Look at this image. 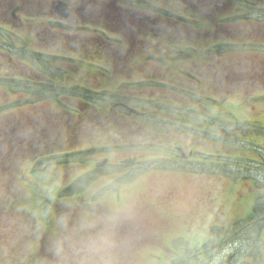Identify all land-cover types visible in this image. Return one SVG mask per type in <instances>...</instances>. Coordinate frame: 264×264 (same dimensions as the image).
Wrapping results in <instances>:
<instances>
[{"label":"rangeland","instance_id":"obj_1","mask_svg":"<svg viewBox=\"0 0 264 264\" xmlns=\"http://www.w3.org/2000/svg\"><path fill=\"white\" fill-rule=\"evenodd\" d=\"M152 2L151 35L106 30L99 57L82 47L98 39L81 26L66 37L0 19V35L43 54L41 68L59 56L76 66L41 69L53 73V91H35L39 75L0 39V264H264V234L225 228L264 204V0ZM125 21L129 32L135 19ZM192 49L199 54L185 58ZM121 87L145 116L114 107ZM73 89L99 95L106 118ZM76 112L95 113L71 128ZM59 222L69 227L63 238ZM59 246L67 254L54 256Z\"/></svg>","mask_w":264,"mask_h":264},{"label":"flooded vegetation","instance_id":"obj_2","mask_svg":"<svg viewBox=\"0 0 264 264\" xmlns=\"http://www.w3.org/2000/svg\"><path fill=\"white\" fill-rule=\"evenodd\" d=\"M153 0H0V19L23 23L34 21L38 31L58 32L66 37L84 32L74 27L81 26L86 36H97L96 44L84 43L85 50L93 49L94 55H101L104 47V32L107 30L122 37L132 35H151V6ZM169 1V0H168ZM133 28L124 29L131 21ZM57 28H51L52 25ZM130 24V23H129ZM107 26V28H105ZM66 30V31H65ZM78 31V32H77ZM41 34L37 33L38 38ZM87 42V41H86ZM102 43V44H101ZM122 43V41H120ZM94 46V47H93ZM83 47V48H84ZM92 51V50H91ZM51 66L54 62L48 61ZM54 65V64H53ZM92 66V65H90ZM231 135V134H230ZM264 166V157H261ZM263 205V206H262ZM261 210H264L262 204ZM259 206V207H261ZM244 222V221H241ZM261 226L264 229V217L246 223L243 228ZM232 226V224H231ZM249 255V254H247ZM253 257V254H250ZM259 259V258H258Z\"/></svg>","mask_w":264,"mask_h":264},{"label":"trees","instance_id":"obj_3","mask_svg":"<svg viewBox=\"0 0 264 264\" xmlns=\"http://www.w3.org/2000/svg\"><path fill=\"white\" fill-rule=\"evenodd\" d=\"M253 0H230V2L231 3H233V4H235L236 6H241L242 8H244V7H246L245 5L248 3V2H252ZM213 23H215V24H218V22L216 23V19H213V20H211ZM1 37L3 38V39H5V40H9L12 36L10 35V34H5V35H1ZM179 49L177 48V51H178ZM9 51H11V50H9ZM13 52V51H12ZM17 53V54H16ZM15 54H16V62H18V63H20L25 57H23L22 58V53L21 52H16ZM182 53V52H181ZM184 53V56H185V58H194V56H195V54H199V51H197L196 49H192V50H189V51H187L186 50V52H183ZM178 54H180V52H178ZM33 56L35 57V58H39V61H40V56L39 55H35V54H33ZM192 58V59H193ZM37 60V59H36ZM160 63H162L163 65H168L167 64V62L165 61V59L164 60H160L159 61ZM10 70V69H9ZM16 78V77H15ZM16 81H18V79L16 80ZM59 88H56L55 89V92L57 93V92H59V90H58ZM125 90V92H126V90H127V88L126 87H121L120 89L119 88H117L116 89V93L118 94L117 96H118V99L119 100H121V101H125V102H130L131 101V98H129V97H127L126 95H124L122 92ZM69 94L71 95V94H73V95H75L76 97H79L78 99L79 100H82V101H84V102H87L88 103V109L92 106V105H96V103H98V100H99V98H98V96L99 95H95L94 93H91V92H88V91H84V90H72L71 92H69ZM69 94H67V95H69ZM64 96H66V95H64ZM89 102H91V103H94V104H91V103H89ZM9 105H7L6 107H8ZM19 106H21V104L19 105ZM19 106H16V107H19ZM3 108V107H2ZM5 108V107H4ZM72 110L73 109H68L67 110V112H72ZM92 111H96V113H97V116L95 117V118H102V119H105L106 118V114H102V112H99V110H98V108H97V105L96 106H92V109H91ZM95 112H76V114H74L76 117L75 118H72V116H74V115H69V117L70 118H72V119H70V122H71V128H76V127H78V126H81L82 125V123H81V121H82V119H81V116L83 115V114H85L87 117H89V116H92V115H90V114H94ZM0 114H1V112H0ZM155 115H160V119H165L168 115L166 114V113H164V112H155ZM94 117V116H93ZM175 118V117H174ZM89 120V118H87L86 120H85V122H87ZM67 154H69V153H67ZM45 157H46V154L44 153V154H38L37 155V159H39V158H42V160L40 161V164H42L43 165V160L45 159ZM67 157H69V156H67ZM50 159V161H52L53 160V158H49ZM34 161V160H33ZM65 162V161H64ZM46 165L48 164L47 162H44ZM65 163H67V162H65ZM52 164V163H51ZM41 170H38V171H36L35 172V174H38L39 172H40ZM48 202H51L52 203V207H53V205L55 206V207H58L59 205H58V198H55V197H52L51 199H49L48 200ZM85 202L86 201H80V203H78V206H80V208H85L84 207V205L86 206V208H88V207H90V204H85ZM54 208V207H53ZM88 217V216H87ZM186 263H188V260H186L185 261Z\"/></svg>","mask_w":264,"mask_h":264},{"label":"water","instance_id":"obj_4","mask_svg":"<svg viewBox=\"0 0 264 264\" xmlns=\"http://www.w3.org/2000/svg\"><path fill=\"white\" fill-rule=\"evenodd\" d=\"M132 113H134V114H139L137 111H135V110H130ZM126 163H129L130 161H125ZM107 163V160H105V161H103V162H101V163H98L97 164V167H101V166H103V165H105Z\"/></svg>","mask_w":264,"mask_h":264}]
</instances>
